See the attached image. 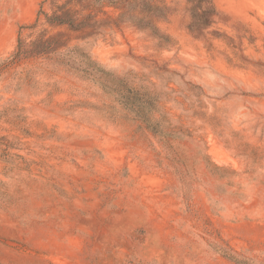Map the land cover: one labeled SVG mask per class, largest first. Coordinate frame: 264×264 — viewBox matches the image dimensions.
<instances>
[{
  "label": "rangeland",
  "instance_id": "obj_1",
  "mask_svg": "<svg viewBox=\"0 0 264 264\" xmlns=\"http://www.w3.org/2000/svg\"><path fill=\"white\" fill-rule=\"evenodd\" d=\"M65 1L0 0V264H264V0H213L204 38L163 0L165 43L104 4L50 26ZM56 34V54L11 60ZM74 47L155 98L162 134L119 83L55 61Z\"/></svg>",
  "mask_w": 264,
  "mask_h": 264
},
{
  "label": "trees",
  "instance_id": "obj_2",
  "mask_svg": "<svg viewBox=\"0 0 264 264\" xmlns=\"http://www.w3.org/2000/svg\"><path fill=\"white\" fill-rule=\"evenodd\" d=\"M190 4L188 9L189 22L188 32L195 38H204L208 29L215 23L217 11L213 5V0H187ZM81 5L88 7L90 5H107L119 11L118 21L127 23L136 29L149 32V34L160 43L168 42V37L161 33L157 24L166 21L169 15V9L165 6L163 0H66L63 5H56V10L51 15H45L46 22L52 27H66L71 31H80L88 27L86 22L90 17L80 19L77 16L78 11L67 8L70 5ZM40 13V11H39ZM36 23L31 26L35 27ZM62 34H56L38 42H32L28 48L18 40L17 50L12 55V61L29 59L32 57L43 56L49 53L56 54L59 47L65 46L58 40ZM57 61L70 70L93 77L103 87L113 88L119 83V88L115 87L117 96L123 105L135 110L138 114L145 115L143 121L146 127L154 134H162V129L158 121H152L149 114L152 113L153 101L155 98H146L137 90L128 88L123 81L109 80V72L90 59V57L79 48L68 49L64 53L57 54ZM142 96V97H141ZM152 102V103H151Z\"/></svg>",
  "mask_w": 264,
  "mask_h": 264
}]
</instances>
